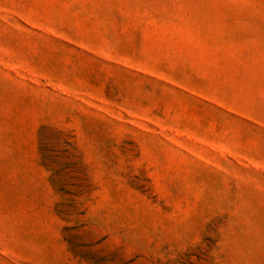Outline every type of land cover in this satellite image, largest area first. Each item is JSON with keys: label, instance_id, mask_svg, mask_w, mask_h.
I'll return each instance as SVG.
<instances>
[{"label": "rangeland", "instance_id": "rangeland-1", "mask_svg": "<svg viewBox=\"0 0 264 264\" xmlns=\"http://www.w3.org/2000/svg\"><path fill=\"white\" fill-rule=\"evenodd\" d=\"M0 264H264V0H0Z\"/></svg>", "mask_w": 264, "mask_h": 264}]
</instances>
